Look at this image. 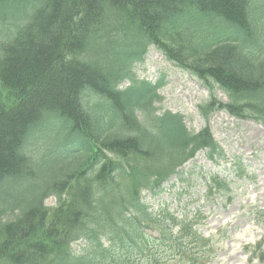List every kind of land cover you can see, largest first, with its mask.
<instances>
[{
  "label": "trees",
  "instance_id": "16d2710c",
  "mask_svg": "<svg viewBox=\"0 0 264 264\" xmlns=\"http://www.w3.org/2000/svg\"><path fill=\"white\" fill-rule=\"evenodd\" d=\"M253 1L0 0V23L16 21L0 45V264L213 261L215 244L194 221L152 213L140 194L159 189L199 150L224 158L208 127L213 112L264 126V7ZM149 46L209 89L198 133L180 115H157L160 81L131 74ZM37 134L52 148L33 160L25 148ZM47 161L59 170L11 204L5 186L37 178ZM210 182L208 195L228 191L224 179ZM50 196L56 206L47 209ZM250 252L264 262L260 245Z\"/></svg>",
  "mask_w": 264,
  "mask_h": 264
},
{
  "label": "rangeland",
  "instance_id": "374dc122",
  "mask_svg": "<svg viewBox=\"0 0 264 264\" xmlns=\"http://www.w3.org/2000/svg\"><path fill=\"white\" fill-rule=\"evenodd\" d=\"M253 2L260 12L264 0ZM14 19L10 17L0 23V45L12 34L16 23ZM130 72L136 80L151 84L161 82L158 91L161 101L155 105L158 115L170 112L182 116L185 127L192 133L206 126L198 112V105L208 100V88L168 61L161 51L149 46L143 61L133 63ZM129 85L130 81L124 80L118 89ZM212 86L215 98L227 102L226 94L217 85ZM209 126L215 141L225 153L226 161H217L216 164L207 160L205 152H199L160 190L154 193L141 191V200L153 213L166 208L179 219L195 221L197 232L205 238L213 237L216 245L214 264H264L252 259L249 251L258 244H262L261 251H264V127L253 120L235 119L222 111L211 115ZM48 148H52L51 141L37 134L28 141L25 152L35 160ZM56 156L54 154L53 157ZM238 159L239 166L254 179L238 176ZM54 162L47 161L40 166L37 178L6 185L5 189L12 194L10 203H14L17 193L24 188L48 182L60 167ZM211 175H218L229 182L226 195H207L206 183ZM44 206L54 208L56 197H48ZM151 234L156 236V233ZM82 246V241H77L72 243L71 248L76 253Z\"/></svg>",
  "mask_w": 264,
  "mask_h": 264
}]
</instances>
